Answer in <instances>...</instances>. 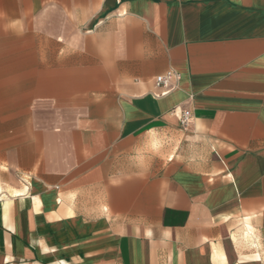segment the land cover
<instances>
[{
  "label": "crops",
  "instance_id": "obj_1",
  "mask_svg": "<svg viewBox=\"0 0 264 264\" xmlns=\"http://www.w3.org/2000/svg\"><path fill=\"white\" fill-rule=\"evenodd\" d=\"M0 264H264V0H0Z\"/></svg>",
  "mask_w": 264,
  "mask_h": 264
},
{
  "label": "built area",
  "instance_id": "obj_2",
  "mask_svg": "<svg viewBox=\"0 0 264 264\" xmlns=\"http://www.w3.org/2000/svg\"><path fill=\"white\" fill-rule=\"evenodd\" d=\"M180 76L170 69L163 74L157 75L154 79L155 87L159 89L158 96H162L177 88ZM180 125L184 128L188 127L191 122V111L183 109L179 116Z\"/></svg>",
  "mask_w": 264,
  "mask_h": 264
},
{
  "label": "bare ground",
  "instance_id": "obj_3",
  "mask_svg": "<svg viewBox=\"0 0 264 264\" xmlns=\"http://www.w3.org/2000/svg\"><path fill=\"white\" fill-rule=\"evenodd\" d=\"M246 234V233H245Z\"/></svg>",
  "mask_w": 264,
  "mask_h": 264
}]
</instances>
